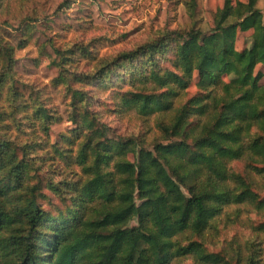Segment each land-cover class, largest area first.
<instances>
[{
	"label": "trees",
	"instance_id": "trees-1",
	"mask_svg": "<svg viewBox=\"0 0 264 264\" xmlns=\"http://www.w3.org/2000/svg\"><path fill=\"white\" fill-rule=\"evenodd\" d=\"M256 3L224 0L207 34L162 28L101 56L92 41L54 50L50 86L23 82L0 37V264H264ZM186 8L192 17L195 1ZM49 87L72 111L55 143ZM108 113L134 114L145 133L110 137ZM239 222L247 236L218 240Z\"/></svg>",
	"mask_w": 264,
	"mask_h": 264
},
{
	"label": "rangeland",
	"instance_id": "rangeland-1",
	"mask_svg": "<svg viewBox=\"0 0 264 264\" xmlns=\"http://www.w3.org/2000/svg\"><path fill=\"white\" fill-rule=\"evenodd\" d=\"M188 1L0 0V37L14 48V70L23 82L50 86L48 83L58 74L57 68L50 63L57 56L54 50L61 51L75 43L92 41L101 56L130 50L162 28L181 31L194 28L209 33L215 25L216 11L223 6L224 0H194L196 8L192 17L186 8ZM256 7L264 13L263 0H257ZM23 30L29 33V39L20 48ZM250 34V31L239 34L235 44L237 49L245 46ZM261 71V84H264V69ZM49 91L62 117V122L50 130L49 140L55 143L59 141V135L71 130L72 111L68 100L62 96V88L49 87ZM195 91L193 83L188 92ZM103 122L110 128L109 135L113 138L145 133L140 119L132 113L124 117L108 113ZM233 168L243 170L241 164L233 165ZM250 216L259 219L257 215ZM219 230L220 242L234 236L242 240L248 234L242 222L227 223Z\"/></svg>",
	"mask_w": 264,
	"mask_h": 264
}]
</instances>
